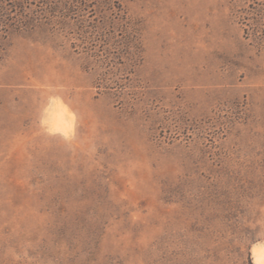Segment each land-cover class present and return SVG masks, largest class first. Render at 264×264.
<instances>
[{
    "label": "rangeland",
    "instance_id": "rangeland-1",
    "mask_svg": "<svg viewBox=\"0 0 264 264\" xmlns=\"http://www.w3.org/2000/svg\"><path fill=\"white\" fill-rule=\"evenodd\" d=\"M264 0H0V264H253Z\"/></svg>",
    "mask_w": 264,
    "mask_h": 264
},
{
    "label": "clouds",
    "instance_id": "clouds-1",
    "mask_svg": "<svg viewBox=\"0 0 264 264\" xmlns=\"http://www.w3.org/2000/svg\"><path fill=\"white\" fill-rule=\"evenodd\" d=\"M251 252L253 264H264V242L254 245Z\"/></svg>",
    "mask_w": 264,
    "mask_h": 264
}]
</instances>
